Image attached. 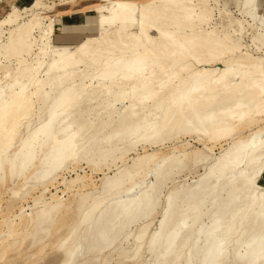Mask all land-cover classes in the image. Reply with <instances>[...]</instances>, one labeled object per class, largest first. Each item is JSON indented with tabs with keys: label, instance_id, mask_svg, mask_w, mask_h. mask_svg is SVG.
Here are the masks:
<instances>
[{
	"label": "rangeland",
	"instance_id": "374dc122",
	"mask_svg": "<svg viewBox=\"0 0 264 264\" xmlns=\"http://www.w3.org/2000/svg\"><path fill=\"white\" fill-rule=\"evenodd\" d=\"M9 1L10 7L0 18L17 5ZM100 2L41 0L40 9L45 13L41 14L36 36L43 34L51 19L56 24L63 15H80L82 23L64 28L65 32H75L76 38L61 43L54 33L53 49L76 50L82 40L102 37L99 15L93 11ZM238 3L239 0H206L202 5L205 23L201 26L204 32L215 31L217 36L229 34V44L235 51L232 64L264 61V44L257 41L259 34L264 35V18L249 27L245 23L249 17L240 11ZM27 20L28 17L22 22ZM26 56L29 63L35 62L32 70H46L47 65L34 59L35 51ZM27 64L19 65L15 55L1 58L0 90L7 100L20 83L16 78L20 69ZM191 68L202 67L195 64ZM26 73L22 75L26 77ZM89 73L84 65L78 70L75 104L67 103L55 110L57 91L52 101L43 106L45 113L37 111L40 105L36 104V112L23 126L22 141L30 138L32 129L44 119H50L53 128L48 139L35 143L34 153L28 146L21 147L22 141L17 145L0 141V221L21 223L28 219L34 198L43 194L50 198L53 193L61 197L50 200V206L33 208L30 226L8 240L6 244L10 246L0 255V264H264V160L261 167L241 163L218 182L212 176H203L207 166L214 164L215 156L236 145L248 150L260 142L264 136V112L259 116L252 113L245 121L232 119L213 129L204 138L206 147L197 134L180 131L182 122L178 119L163 137L144 146L134 141L130 130L138 121L131 118L130 110L124 111V104L97 106L101 88ZM68 87L65 85L63 90ZM209 106L201 111L215 108ZM80 126L81 137L72 144ZM69 143L67 157L59 167L48 170L55 159L48 155L52 147L65 151L64 145ZM213 146L214 150H210ZM158 168L161 170L157 173ZM145 191L152 195L153 204L144 200L137 209L133 202ZM119 201L129 202L125 208L130 209L129 215L117 206ZM23 208L25 216L15 219ZM227 227L228 231L222 232ZM4 232L6 235L7 230ZM221 242L227 245L224 254H215Z\"/></svg>",
	"mask_w": 264,
	"mask_h": 264
},
{
	"label": "bare ground",
	"instance_id": "6f19581e",
	"mask_svg": "<svg viewBox=\"0 0 264 264\" xmlns=\"http://www.w3.org/2000/svg\"><path fill=\"white\" fill-rule=\"evenodd\" d=\"M99 1L102 3L94 5L93 11L99 15L103 36L87 37V40L78 44L76 50H70V47L53 49V19L43 34L39 38L36 36L41 14L45 13L40 9L41 0H34L23 8L15 6L0 18V60L3 56L15 55L19 65L28 63L24 70L20 69L16 77L20 83L13 88L10 99L3 97L0 90V141L6 145H17L22 141L23 126L36 112V104L40 105L37 111L45 113L43 106L47 101H52L55 91L58 92L53 105L55 110H60V106L67 103L75 104L78 93L76 75L83 65L85 70L90 71L92 80L96 79L97 87L101 88L97 106L109 108L124 104V111L130 110L131 118L138 121L130 130L136 139L134 141L144 146L151 140L163 137L169 126L178 119L182 122L180 131L197 134L199 142L206 147L204 138L210 136L213 129L232 119L245 121L252 113L259 116L264 112V61L248 64L237 61L232 64L235 51L229 44V34L217 36L215 31L204 32L201 26L205 20L202 5H205L206 0ZM238 7L247 13L249 20L245 23L249 27L264 18V0H239ZM26 17L28 20L22 22ZM263 37V34H259L257 41L264 44ZM34 51V59L47 65L46 70L31 69L35 62L29 63L26 55ZM50 54L53 56L46 62ZM227 54H230L228 59ZM195 64L202 68H191ZM25 71L26 77L22 75ZM183 72L185 75L181 76ZM65 85L69 87L63 90ZM209 105L215 108L201 111ZM52 128L53 122L44 119L40 126L32 129L31 137L24 139L20 146H28L29 152L34 153L35 143L40 144V141L48 139ZM82 129L80 126L72 144L78 142ZM64 146L65 151L52 147L48 155L55 159L47 167L48 170L59 167L67 157L66 151L71 148V143ZM209 149L214 150V146ZM214 158L211 167L206 165L203 176H212L215 182L241 163L246 167H261L264 136L248 150L236 145L233 150L224 151ZM160 170L158 168L157 173ZM146 191L139 200H134L137 209L142 201L147 200L148 204L153 201L152 195ZM43 195L34 198L35 203L31 213L27 214V220H22L27 213L25 208L15 216V219L22 220V224L16 221L9 224V219L0 221V255L8 252L7 246L10 245L7 242L10 238L18 237L30 226L34 219L33 208L39 205L47 207L51 205L50 200L61 199L57 193L51 194L50 198ZM261 196L264 206V193ZM127 203L119 201L117 206L129 215L130 209H125ZM4 230H7L6 235ZM227 231L228 227L222 232ZM225 246L224 242L217 246L215 254H224Z\"/></svg>",
	"mask_w": 264,
	"mask_h": 264
},
{
	"label": "crops",
	"instance_id": "0c3cea01",
	"mask_svg": "<svg viewBox=\"0 0 264 264\" xmlns=\"http://www.w3.org/2000/svg\"><path fill=\"white\" fill-rule=\"evenodd\" d=\"M31 0H12V3L15 2L17 3V5H14L13 8L15 6H23V5H26V4H29ZM11 5V1H3L1 4H0V16L3 15V13H5L6 9H8ZM80 23H82V18L80 15H63L61 16V20L60 21H57L56 24H55V36L60 38V41L61 43L65 42V43H68L69 40L71 39H75V35L73 31H68V32H65L64 31V28L65 27H73V26H76V25H79ZM57 30H60L61 31V34H57L56 31ZM55 36L53 35V39L55 41Z\"/></svg>",
	"mask_w": 264,
	"mask_h": 264
}]
</instances>
